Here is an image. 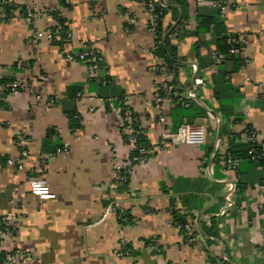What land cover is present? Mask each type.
<instances>
[{"label":"crops","instance_id":"obj_1","mask_svg":"<svg viewBox=\"0 0 264 264\" xmlns=\"http://www.w3.org/2000/svg\"><path fill=\"white\" fill-rule=\"evenodd\" d=\"M17 1L37 16L31 25L0 11V82L30 86L0 103V216L10 213L14 223L0 249L28 252L32 264H264V162L239 160L235 173L223 164L230 147L248 144L249 128L264 153V0H154L181 62L168 82L181 97L194 93L187 107L166 100L164 115L174 126L203 125L206 134L201 146L157 147L125 182L118 179L130 155L120 133L123 102L149 144L158 146L161 134L151 101L160 60L146 27L147 0ZM217 4L228 6L224 14ZM54 13L70 39L29 41L33 29L60 25ZM229 35L244 40L247 65L218 52ZM87 47L103 58L98 81L88 63L65 57ZM73 88L76 100L67 95ZM22 131L28 156L19 171L5 160L18 157ZM31 178L44 180L54 199L33 196ZM172 211L191 233H180ZM121 240L124 257L116 254Z\"/></svg>","mask_w":264,"mask_h":264},{"label":"built area","instance_id":"obj_2","mask_svg":"<svg viewBox=\"0 0 264 264\" xmlns=\"http://www.w3.org/2000/svg\"><path fill=\"white\" fill-rule=\"evenodd\" d=\"M14 7L13 12L15 11L24 21L33 25L34 19L36 18V13L32 5L28 2L19 3L17 0H0V11L4 12L5 7ZM22 6V7H21ZM146 12H147V21L146 27L150 34L155 38L158 20L163 11V6H158L154 0L146 1ZM159 7V8H158ZM216 7L219 10L220 14H224L228 6L225 4H217ZM21 8V9H20ZM156 8L159 11H156ZM162 9V11H161ZM62 25H59L54 31H39L32 30L31 35L29 37V41L33 44L37 43L40 40L55 42L61 40L60 34H64L63 41L70 39V34L65 30L61 31ZM30 42V43H31ZM232 41L229 40V43ZM238 43H240L241 47L244 44L243 39H239ZM155 47L153 48V50ZM233 52H235L233 50ZM242 54V49L240 50ZM65 57L68 61L78 60L84 63L89 64V70L91 73V77L98 81L97 72L99 70V64L103 62V58L98 55L92 47H87L76 55L71 53H66ZM243 57V56H242ZM244 58V57H243ZM160 63L158 66L160 68L155 69V72L158 71V79L159 82L155 84L153 91L151 93V101L154 108L157 111L158 117L157 122L161 127V134L159 137L158 146H152L150 144L149 147H141L137 144L136 136L142 134L141 125L137 119L134 117V114L130 111V109L126 106V104H122L120 107V133L129 149V160L126 164L125 173L123 175H119L118 179L120 182H125L127 179L128 171L135 164H142L147 162L151 156H153L157 147L164 149L173 145H194L201 146L205 140V128L200 124H181L178 127H174L171 122L164 115V102L169 98H176V103L182 107H187L189 102L194 98L193 90L187 91V93L181 97L178 92L174 90V87L168 84V72L166 67L163 66L162 60L159 58ZM249 61L244 58V63L247 65ZM22 61H18L16 63V67H22ZM30 89L29 83L24 80L14 79L7 83L0 82V103L4 100V97L8 94H17L19 92H27ZM79 96V94H78ZM257 135L254 130L249 131L248 133V141L256 142ZM28 142L29 138L25 134V132H20L16 136V143L19 148V155L17 158L8 157L5 160V163L9 167H14L19 171L25 169V159L28 156ZM219 144L216 142L215 147L218 148ZM136 153V154H135ZM254 150H250L248 154L250 155L251 160H262L264 162V154H254ZM134 154V155H133ZM237 159L231 158L227 155L224 159L225 170L229 173L237 172L238 168ZM29 186L30 193L37 197L40 200L46 199H54V195L50 192V189L46 185L45 181L39 178H31L27 181ZM234 190V184L229 185L228 193H231ZM226 201H229V196L226 197ZM14 229L13 218L10 213L4 214L0 216V241L3 244L7 242L12 236L11 230ZM184 230L187 233H191V227L189 225L184 226ZM189 244L194 242L193 237H189L187 239ZM126 242L124 240L120 241V244L116 250V254L119 257H124L126 255ZM33 257L28 253L21 249L14 250H1L0 249V264H32Z\"/></svg>","mask_w":264,"mask_h":264},{"label":"trees","instance_id":"obj_3","mask_svg":"<svg viewBox=\"0 0 264 264\" xmlns=\"http://www.w3.org/2000/svg\"><path fill=\"white\" fill-rule=\"evenodd\" d=\"M158 8H156V11H159ZM13 9H14L13 6L12 7H9V6L5 7L4 13H5L6 17H8V18L11 17ZM161 11H162V9H161ZM54 16L58 20L59 24L62 25L61 31L65 30L66 28L63 27L64 21L59 17V15L57 13H54ZM162 17H163V11H162V13L159 17V20H158V27H157L156 37H155L156 44H155V49L153 50V53L156 57H158L162 60L163 66L166 67L167 71L173 72L175 75L177 68L181 66V62L178 59L177 52L174 49V47L170 46L167 43V41H166L167 39H164V35H165L167 30H164L162 28V23H161ZM198 25L202 26L201 23ZM60 37H61V39H63L64 34H60ZM229 40H231L232 42L229 43ZM55 42H53V43L56 45L60 44L59 42H56V43ZM241 49H242V47H241L240 43H238V38L234 37V36H230V35L228 37H225V38L221 37L220 42L218 44V52L219 53L223 54L224 57L237 62L240 67H243L245 65V63H244V58L242 57V54L240 52ZM233 50L235 52H233ZM158 68H160V66H157V69ZM157 74H158V71H157ZM3 83H7V82H3ZM168 84L170 85V84H174V83L168 82ZM174 90L176 91V88ZM77 93H80V90L78 88H73L72 90L70 89V92L67 93L68 98L70 97V99L76 100L77 99V96H76ZM134 117H136V116L134 115ZM68 118L70 119V123H72L71 124L72 127H74V128L79 127V122H78L77 114L75 113V111L72 113H69ZM179 125L180 124L178 123L174 127H178ZM250 130L251 129L249 128L248 133ZM51 134H53L52 131H50L48 133V135H50V136H51ZM136 139H137V144L139 146L146 147V148L150 146L149 142L146 140V138L143 136V134L137 135ZM250 150H254V152H255L254 154H258V155L263 153L261 151V149L258 147L257 142H250V141H248V144L246 146L230 147V149L227 150V153L237 160L247 159L249 161H253L250 159V155L248 154V152ZM254 161L263 163L262 160H258V159H255ZM171 216H172L174 225H176L178 227L180 233H184V226L186 224L184 217L181 215H178L175 211L171 212ZM126 250H127L126 251V254H127L129 251V248L126 247Z\"/></svg>","mask_w":264,"mask_h":264}]
</instances>
